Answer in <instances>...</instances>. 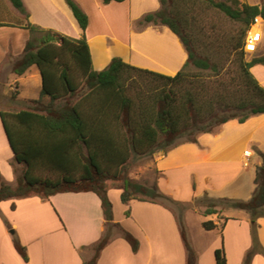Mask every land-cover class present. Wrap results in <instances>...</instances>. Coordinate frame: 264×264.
Segmentation results:
<instances>
[{
    "label": "trees",
    "instance_id": "obj_1",
    "mask_svg": "<svg viewBox=\"0 0 264 264\" xmlns=\"http://www.w3.org/2000/svg\"><path fill=\"white\" fill-rule=\"evenodd\" d=\"M124 0H102L103 4ZM24 17L12 13L0 0V26L27 29L21 57L12 61L11 71L22 75L35 66L41 77L38 98L16 111L0 109V119L13 149L14 160L24 166L16 183H5L0 173V202L7 199L39 196L42 199L59 192L92 191L100 199L105 230L91 245V257L82 264H96L101 249L116 230L133 251L137 239L113 223L112 204L107 182L120 183V200H145L159 203L174 201L159 191L127 175L128 163L155 152L166 153L180 142H197L200 133L211 132L230 119L244 122L264 113V87L250 68L264 64V54L246 58L245 34L256 16L264 21V0L258 4L233 0H159V8L139 21L167 26L182 42L187 58L172 75L140 68L114 56L102 70H94L85 29L88 16L75 0H65L81 33L79 37L60 34L27 20L22 0H9ZM214 7L239 23L236 33L200 42L192 34L194 8ZM190 18H188V14ZM200 28V34L202 33ZM39 33L34 38L33 33ZM210 41V42H209ZM261 164L255 166L254 188L246 200L197 199L204 206L203 215L217 213L222 227L227 217L219 216L224 207L242 209L251 221L252 246L241 264H250L259 246L257 219L264 217V153L257 151ZM47 169L56 178L36 174ZM180 204V203H179ZM183 205V204H182ZM14 207V205H12ZM125 214H129L126 210ZM185 248L186 264H197V254L190 245L183 221L177 216ZM7 227H10L6 222ZM202 227H218L213 220ZM12 242L26 262L25 246L16 235ZM215 264H227L223 246L214 251Z\"/></svg>",
    "mask_w": 264,
    "mask_h": 264
},
{
    "label": "crops",
    "instance_id": "obj_2",
    "mask_svg": "<svg viewBox=\"0 0 264 264\" xmlns=\"http://www.w3.org/2000/svg\"><path fill=\"white\" fill-rule=\"evenodd\" d=\"M4 1L13 14L24 17L9 0ZM76 1L88 15L85 35L94 70L104 69L114 56L133 66L168 75L174 74L184 64L186 50L167 26L139 24L145 14L159 8V0H124L107 4H103L102 0ZM241 1L258 4L262 0ZM22 3L27 20L32 24L71 37L80 36L81 30L65 0H22ZM89 12L101 21L116 23L115 29L95 31L90 26ZM136 23L139 25L135 26ZM70 26L74 29L71 35L68 33ZM30 36L25 28L0 26V68L4 63L10 68L4 82L7 83L9 74L13 73L11 63L21 57ZM262 42L264 31H261L258 44ZM261 64L252 65L250 71L264 87V64ZM32 67L35 66L22 75L13 73L17 76L14 82L29 79ZM37 75L40 76L39 71ZM16 99L22 101L26 98L18 94ZM257 151L264 153V113L252 115L244 122L230 119L211 132L201 133L197 144L184 143L166 154L155 152L152 155L157 172L154 183L158 182L159 191L174 199L177 188H170L171 181L186 176L187 180L196 183L194 197L205 192L213 198L246 200L251 195L254 182L253 188L249 187L244 179L245 173L252 162L256 166L262 161ZM19 167L0 125V173L3 181L14 186ZM120 193L118 188L107 190L112 204V222L131 233L138 241V248L133 251L114 230L117 233L112 232L96 264H186L185 248L174 211L165 202L135 199L123 203ZM189 198L192 196L178 197L181 202ZM227 209H231L230 213L219 212L227 217L222 227L217 213L202 217L213 220L218 227L208 233L210 241L205 248L193 247L197 264H215L214 251L220 245L223 246L227 264L242 263L250 244L249 215L242 209ZM257 224L258 240L264 250V217H259ZM10 228L25 246L26 262L13 246ZM104 230L100 199L92 191L59 192L45 199L30 195L3 200L0 202V264H82L91 257V245L99 240ZM186 236L192 246L191 236L187 232ZM250 264H264V255L255 253Z\"/></svg>",
    "mask_w": 264,
    "mask_h": 264
},
{
    "label": "rangeland",
    "instance_id": "obj_3",
    "mask_svg": "<svg viewBox=\"0 0 264 264\" xmlns=\"http://www.w3.org/2000/svg\"><path fill=\"white\" fill-rule=\"evenodd\" d=\"M224 1H226L229 4L233 3V0H224ZM89 13H90L89 14L90 24H91L90 26L95 31H99V30L110 31V29H115L116 23L111 22V21H104V20L101 21L99 18H96L92 14V12H89ZM192 13L193 15H195L196 19H195L194 24H192L193 31H191V33L196 35V37L197 36L200 37L201 38L200 42L203 41L204 43H206V41L210 39H214V38H220L221 40L227 35L236 33L240 27L237 21L230 19L229 17H227L225 14H223L221 11H219L218 9L214 7L203 5L201 10L200 8H197V7L194 8ZM190 14L191 13L188 14L187 16L188 18H190L189 17ZM108 24H109V27H108ZM136 25L138 26L139 24L136 23L135 26ZM75 26L77 27V25ZM200 28L203 30L201 34L199 32ZM259 29L261 31H264V21L260 23ZM68 33L69 35L74 33V29L71 26L68 28ZM32 36L34 38H37L39 37V33L35 32L32 34ZM13 38L15 39L16 37H13ZM244 51L246 54V58H249L255 55H263L264 54V43L262 42V44L260 43V44H256L251 47H245ZM8 67H7V63H4L0 68V109L5 110V111H16L19 109L26 108L32 104L31 99L38 98L39 96L41 78L39 75H37L38 73L37 68L32 67L31 73H30L32 75H29L28 77L29 79L27 80L20 79L17 82H14V78H17V76L11 73L9 74V79L6 83L4 82V77L7 75L6 73L8 72V69H10ZM33 74H34V77H33ZM9 83L10 85H8ZM18 94L21 97L26 98V99H23L22 101L16 99ZM0 125H1V120H0ZM198 136H197V142L177 143L174 147L169 149L166 153H168L173 148L181 144H184V143H196L197 144ZM254 165L255 164L253 162L250 164V167L248 168V172L245 173V178H244L246 179V182H248L249 187H252V188H253V176H254V167H255ZM23 170H24V166L20 165V167L17 169L16 175H21ZM36 174L41 175V176H49L52 178H56L57 176L56 173L50 170H47V169L37 170ZM127 175L128 177L136 181H139L141 183H145L148 185L153 184L156 178V175H157V172L153 165V157L147 156V157H142L136 161L130 160L128 163ZM157 183L158 182H155L156 185ZM107 186H108L107 190L110 188L121 189L120 183L113 182V181H108ZM169 186L170 188L173 186L177 188V191H176L177 197L173 199L174 201H166V204L174 211V213L177 216L179 215L181 217L184 227L186 229L185 232H187V235L191 236L192 247H195V249L205 248L210 241V234H208L210 233V230L204 229L201 223L204 220H210V219L202 218L207 215H203L202 209H204V206L200 205L197 199L203 197L204 194L206 193L204 192L203 194H200L194 197L196 183L192 182V180L191 182L187 180L186 176L179 178V180L175 182L171 181ZM187 195H189L190 197L192 196V198L182 200L183 202H181V200L178 199V197L179 198L186 197ZM227 208L229 207H224L222 210L227 213H230L231 209H227ZM219 215L221 217L224 216L223 214H219ZM2 218L5 222L6 221L5 218L4 217ZM258 229L259 228L257 226V231H256L257 240L259 239L258 233H257ZM10 230H12V228L9 229V233L11 234V237H13L15 234L11 233ZM113 233L116 234L117 232L113 231ZM249 237H250V244H249L248 249L252 246L251 221L249 222ZM258 243H259V240H258ZM259 246H260V243H259Z\"/></svg>",
    "mask_w": 264,
    "mask_h": 264
},
{
    "label": "built area",
    "instance_id": "obj_4",
    "mask_svg": "<svg viewBox=\"0 0 264 264\" xmlns=\"http://www.w3.org/2000/svg\"><path fill=\"white\" fill-rule=\"evenodd\" d=\"M262 22L261 18L259 16H256L252 23L250 24L246 34H245V44H244V50L245 47H251L261 40V30L259 29V25ZM248 153V152H246Z\"/></svg>",
    "mask_w": 264,
    "mask_h": 264
},
{
    "label": "water",
    "instance_id": "obj_5",
    "mask_svg": "<svg viewBox=\"0 0 264 264\" xmlns=\"http://www.w3.org/2000/svg\"><path fill=\"white\" fill-rule=\"evenodd\" d=\"M0 120H1V119H0ZM1 126H2V129H3L4 135H5V137H6V140H7L8 146H9L10 150L13 152L12 146H11V144H10V141H9L8 137H7V134H6V131H5V129H4V126H3L2 121H1ZM10 232L13 233V230H10Z\"/></svg>",
    "mask_w": 264,
    "mask_h": 264
}]
</instances>
